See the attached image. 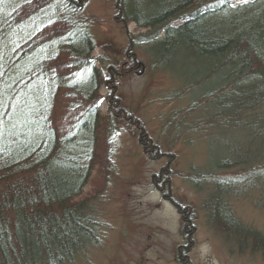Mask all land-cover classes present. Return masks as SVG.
<instances>
[{
  "label": "trees",
  "instance_id": "obj_1",
  "mask_svg": "<svg viewBox=\"0 0 264 264\" xmlns=\"http://www.w3.org/2000/svg\"><path fill=\"white\" fill-rule=\"evenodd\" d=\"M112 1L123 22L143 29L128 42L145 45L150 69L178 78L176 93L206 100L209 124L226 122L237 129L249 127L251 133L255 129L263 136L264 153V0ZM84 4L0 2V264L71 262L98 239L96 209L90 205L105 184L93 186L85 198L80 197L82 189L94 165L103 178L110 171L115 123L142 131L114 93L117 76L143 63L132 48L124 52L129 59L120 73L115 67L106 74L95 67L89 59L92 38L77 16ZM43 11L49 13L46 20H38ZM85 71L87 79L80 78ZM108 85L110 112L100 115L98 90ZM32 88L37 91L29 93ZM145 140L140 142L149 146H144L146 153L155 154ZM255 155L250 171L264 169V155ZM242 161L223 158L216 166L240 163L244 173ZM168 175V170L156 174L154 184L167 186ZM216 191L221 193L220 185ZM218 199L209 202L213 221L244 242L248 232L222 214ZM182 208L177 205L188 229L190 216ZM186 227L181 235L187 243L176 253L180 264H185L191 244ZM252 240L254 250L258 245L264 249V239L255 235Z\"/></svg>",
  "mask_w": 264,
  "mask_h": 264
},
{
  "label": "rangeland",
  "instance_id": "obj_2",
  "mask_svg": "<svg viewBox=\"0 0 264 264\" xmlns=\"http://www.w3.org/2000/svg\"><path fill=\"white\" fill-rule=\"evenodd\" d=\"M117 8L112 0H85L77 16L94 44L89 59L103 73L110 67L120 73L121 64L129 59L124 52L136 49L143 66L117 76L114 94L142 131L125 122L111 127V169L103 178L94 165L80 195L90 196L93 186L104 181L105 187L90 205L96 209L98 239L63 264H180L177 249L188 239L181 235L186 224L177 205L187 212L191 223L185 228L191 238L185 264H264L263 246L256 250L251 246L253 236L264 239V169H248L256 152L264 155L263 136L255 129L251 133L249 127L209 124L207 101L192 99L193 93H176L178 78L150 69L142 49L145 45L129 44V37L140 35L143 29L123 22ZM45 14L49 13H39L38 20H46ZM85 72L79 77L87 79ZM111 87L98 90L100 115L110 112L107 96ZM35 91L32 88L29 93ZM145 139L156 149L155 154L146 153L147 145L140 142L146 143ZM223 158L242 159L247 171L241 172L240 163L217 167ZM163 170L169 171V178L167 186L161 187L154 184L153 177ZM216 196L222 214L237 220L248 232L244 242L232 239L229 228L222 229L213 221L209 202Z\"/></svg>",
  "mask_w": 264,
  "mask_h": 264
},
{
  "label": "bare ground",
  "instance_id": "obj_3",
  "mask_svg": "<svg viewBox=\"0 0 264 264\" xmlns=\"http://www.w3.org/2000/svg\"><path fill=\"white\" fill-rule=\"evenodd\" d=\"M101 62H102V63L104 62L103 58H102ZM121 124H123V123H121Z\"/></svg>",
  "mask_w": 264,
  "mask_h": 264
}]
</instances>
